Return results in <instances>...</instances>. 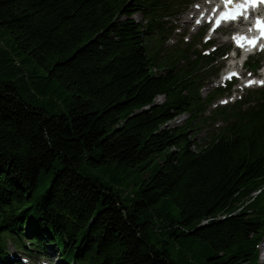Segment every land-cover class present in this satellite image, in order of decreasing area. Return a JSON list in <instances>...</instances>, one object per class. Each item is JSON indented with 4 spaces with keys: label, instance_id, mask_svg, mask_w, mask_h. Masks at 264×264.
Listing matches in <instances>:
<instances>
[{
    "label": "trees",
    "instance_id": "trees-1",
    "mask_svg": "<svg viewBox=\"0 0 264 264\" xmlns=\"http://www.w3.org/2000/svg\"><path fill=\"white\" fill-rule=\"evenodd\" d=\"M188 3L0 0V264H258L264 87L211 110L229 49L167 44Z\"/></svg>",
    "mask_w": 264,
    "mask_h": 264
},
{
    "label": "rangeland",
    "instance_id": "rangeland-1",
    "mask_svg": "<svg viewBox=\"0 0 264 264\" xmlns=\"http://www.w3.org/2000/svg\"><path fill=\"white\" fill-rule=\"evenodd\" d=\"M182 2H189L187 6H185V4H182V9L184 8V10L176 16L174 24L177 26V30H176V35L172 36L170 38V40L167 42V44L170 46L173 42H175L176 40H179L181 36H184L182 41L183 42H188L192 40V37H194L198 32L203 34V39L201 41L200 44L197 45V49L200 50L202 49V44L206 41H210L213 42V44L215 45V47L217 48H227L228 46L231 47V51L232 50V43H234V41L236 40L233 35H234V31L240 32V26L238 27H226V28H222L220 30L217 31H210V26H205L202 29L196 26H193V18H197L198 15H203L205 11H207V16H205V18H202L204 21L208 20V15L211 13V10L213 8V5H211V1L210 0H181ZM202 2H208L209 8L208 9H204L202 10ZM133 19L135 21H141V16L140 15H134ZM200 18V20H202ZM236 28V29H235ZM237 28H239L237 30ZM200 30V31H199ZM196 41V40H195ZM210 50H212V48H209L208 51L210 52ZM234 54L233 52H229L228 54V58L227 59H221L222 61V69L217 77V79H222L224 74L229 71L230 69H234L237 72H239V64H238V57L236 59L233 58ZM253 60H256L258 62V64L260 65V70L264 67V57L263 55H255L252 57ZM233 64L235 65L233 67ZM253 77H259V71L257 72V74H255V76H253L250 72L245 71L243 74V81L252 79ZM209 80L208 83L209 84H205L204 88L201 89V96L205 97L206 94L212 89L214 88V81H216V79L213 81ZM212 83V84H210ZM219 85V84H218ZM241 83H237L235 84L233 91H235L236 95L235 97L239 98V95H243L246 94L247 92L250 91H254V90H260L262 87H256V86H252L251 88H241ZM239 88V89H238ZM237 89V90H235ZM243 92H240L241 90ZM162 101V97H158L156 99L157 103H160ZM219 104V103H218ZM216 105L211 107V110L215 108ZM210 112H206L204 114V116H210ZM187 116L186 115H180L178 117H176L173 121H170L169 126H175V125H180L182 124L185 120H186ZM221 124H209V123H199L197 125H195L190 131V135L192 137V141H195L196 144H203L204 141H207L210 133H215L217 131V129H219L218 127ZM24 242L28 244V240H24ZM11 243H9L8 248H9V253H16L17 255L22 257V253L18 252ZM262 248H264V240L262 241V243L259 245L258 247V264H263L261 262V258H262ZM55 260V259H53ZM23 264H48L45 260H42L40 258H36L34 260H31L30 258H26L24 257L22 259Z\"/></svg>",
    "mask_w": 264,
    "mask_h": 264
},
{
    "label": "snow or ice",
    "instance_id": "snow-or-ice-1",
    "mask_svg": "<svg viewBox=\"0 0 264 264\" xmlns=\"http://www.w3.org/2000/svg\"><path fill=\"white\" fill-rule=\"evenodd\" d=\"M229 2H231V0H229ZM258 3H264V0H243V3L237 4L232 11L222 14L219 17V21L235 20L242 14L243 11H246L247 8L249 7L256 8ZM219 21H217V23H219ZM255 29L259 32V37L257 39H264V21L257 19L256 24H255ZM239 39L245 40L244 37H240ZM246 43L250 47H254L256 46L257 40L256 39L247 40ZM261 47H264V46H261ZM233 75H235V73H233ZM252 83H256V82L250 81L249 86ZM259 83L264 84V81H261Z\"/></svg>",
    "mask_w": 264,
    "mask_h": 264
},
{
    "label": "bare ground",
    "instance_id": "bare-ground-1",
    "mask_svg": "<svg viewBox=\"0 0 264 264\" xmlns=\"http://www.w3.org/2000/svg\"><path fill=\"white\" fill-rule=\"evenodd\" d=\"M206 14H207V13H205L203 16H205ZM240 37H244L245 40H240V39H239ZM246 41H247V37H246V35H244L243 33H241V34H239V35L237 36V42H238V43L244 44ZM258 80H259V77H258V79L250 80V81H254V82H256V83H252L250 86H255L256 84H258ZM250 81H248V86H249V82H250ZM169 124H170V122H168L166 125H169ZM262 251H263V254H262L261 262L264 264V248H262Z\"/></svg>",
    "mask_w": 264,
    "mask_h": 264
}]
</instances>
